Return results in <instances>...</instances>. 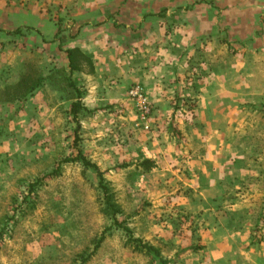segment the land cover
<instances>
[{"label":"rangeland","instance_id":"1","mask_svg":"<svg viewBox=\"0 0 264 264\" xmlns=\"http://www.w3.org/2000/svg\"><path fill=\"white\" fill-rule=\"evenodd\" d=\"M0 264H264V0H0Z\"/></svg>","mask_w":264,"mask_h":264},{"label":"trees","instance_id":"2","mask_svg":"<svg viewBox=\"0 0 264 264\" xmlns=\"http://www.w3.org/2000/svg\"><path fill=\"white\" fill-rule=\"evenodd\" d=\"M20 33H21L20 30H16L12 33H9L8 35H19ZM57 37H58V32L56 33L54 40L57 39ZM66 55L68 60L69 72L67 73L66 70L60 69L59 71L55 72L52 76H50L48 79L52 80L54 78V81L56 80L55 77L60 79V84H61L60 86L63 87L62 89L67 91L68 93L67 100L71 102V115L73 117V120L76 121L77 116L81 109L78 103L81 94L80 91L75 86V81L71 79V75L73 74V72L77 71V64H76L77 51L67 50ZM34 87L35 86H32L31 90H33ZM64 163H77L81 165L83 168L91 170L96 175V178L98 179V187L100 188L104 200L103 204H104L105 213L106 215L115 219V216L119 213V210L117 206L112 202L111 196L109 194V189L107 187V183L103 177L104 175L103 173L100 172L97 166L91 164L80 151L78 152L75 158L70 160H65ZM125 167L126 166H121L120 168H125ZM136 168L140 170L142 173H149L155 168V165L154 162L151 160H143L140 164L136 166ZM131 241H133L132 243H134V251H136L137 253L152 255L156 259H159L158 251L155 250L152 246L148 244H144L140 240H131Z\"/></svg>","mask_w":264,"mask_h":264},{"label":"built area","instance_id":"3","mask_svg":"<svg viewBox=\"0 0 264 264\" xmlns=\"http://www.w3.org/2000/svg\"><path fill=\"white\" fill-rule=\"evenodd\" d=\"M129 96L136 102L140 109L144 111V114L148 113L149 110L147 108L146 100L144 98V92L141 86L136 85L131 87V89L129 90Z\"/></svg>","mask_w":264,"mask_h":264}]
</instances>
